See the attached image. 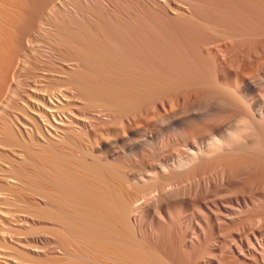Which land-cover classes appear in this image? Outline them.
Masks as SVG:
<instances>
[{"label": "bare ground", "instance_id": "bare-ground-1", "mask_svg": "<svg viewBox=\"0 0 264 264\" xmlns=\"http://www.w3.org/2000/svg\"><path fill=\"white\" fill-rule=\"evenodd\" d=\"M0 264H264V0H0Z\"/></svg>", "mask_w": 264, "mask_h": 264}]
</instances>
